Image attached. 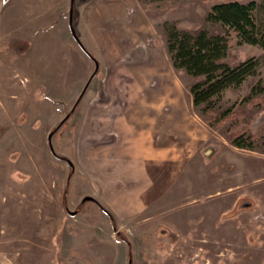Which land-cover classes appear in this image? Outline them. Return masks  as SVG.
<instances>
[{"label": "rangeland", "instance_id": "obj_1", "mask_svg": "<svg viewBox=\"0 0 264 264\" xmlns=\"http://www.w3.org/2000/svg\"><path fill=\"white\" fill-rule=\"evenodd\" d=\"M80 1L0 0V264H264V47L230 36L227 61L257 58L258 73L203 113L163 24L218 32L206 15L227 0L139 1L150 25L128 34L138 53L120 51L118 70L135 72L119 75ZM118 82L134 84L143 113L176 138L175 160L149 163L148 190L125 168L110 173L114 159L88 141L93 119L111 122L132 98L107 94Z\"/></svg>", "mask_w": 264, "mask_h": 264}, {"label": "crops", "instance_id": "obj_2", "mask_svg": "<svg viewBox=\"0 0 264 264\" xmlns=\"http://www.w3.org/2000/svg\"><path fill=\"white\" fill-rule=\"evenodd\" d=\"M80 2L81 21L82 24L87 25L86 30L90 33L91 38L93 37V44L104 48L105 52L115 59L116 69L114 71L118 75L122 71L129 73V69H131V73H134L135 71L130 65L118 70L120 61L117 56L120 51H125V48H127L126 53L137 54V43H133L134 46H129L130 44L127 45L129 40L126 38L129 33L133 38H141L142 31L148 29L150 25L139 0H81ZM118 35L119 37L122 35L120 39L124 40L120 41L117 38ZM118 83L119 85L115 88L106 90L107 94L112 96L118 91V94H130L132 98L127 102L124 110L120 108L119 113L111 118V122L107 121L108 116L98 120L93 119L90 122L91 125L94 124L90 125L88 133L91 134L88 136V141L93 142L94 148H103L114 159L113 164L109 166L110 173L121 174V169L125 168V172H122L123 175L135 176L133 180L140 184L143 183L145 188L143 190H148L150 187L149 163L157 160H175L176 138H172L168 124H166L168 127L163 125L165 126L164 134H161L158 123L150 119L151 116H155L154 111H152L153 114L152 112L150 114L143 113L142 106H139L137 102L138 98H133L138 94L134 84H130V92H126L123 84ZM96 123L101 127L96 126ZM189 131L191 132V130Z\"/></svg>", "mask_w": 264, "mask_h": 264}, {"label": "trees", "instance_id": "obj_3", "mask_svg": "<svg viewBox=\"0 0 264 264\" xmlns=\"http://www.w3.org/2000/svg\"><path fill=\"white\" fill-rule=\"evenodd\" d=\"M139 1L144 3L164 0ZM259 7L256 0H227L213 4L207 12L206 20L218 24L221 28L218 32L206 28L194 31L181 29L175 22H164L166 51L172 66L176 71H183L195 79L189 85V91L193 105L200 107L203 113L217 106L225 90L241 85L250 75H257L260 65L257 58H249L236 64H231L226 58L231 35H236L240 43L247 42L264 47V21L258 19ZM71 28L81 47L96 62L98 70L97 57L84 46L73 25ZM89 84L90 81L86 83L77 103ZM205 120L208 123L211 121ZM242 138H245L244 135H237L231 142L241 148L253 147L251 142ZM99 206L113 218L111 212L102 204L99 203Z\"/></svg>", "mask_w": 264, "mask_h": 264}, {"label": "water", "instance_id": "obj_4", "mask_svg": "<svg viewBox=\"0 0 264 264\" xmlns=\"http://www.w3.org/2000/svg\"><path fill=\"white\" fill-rule=\"evenodd\" d=\"M72 1H73V0H72ZM72 9H73V2H72V8H71V11H72ZM50 138H51V136H50ZM69 162L71 163V161H69ZM86 199H92V196H86L84 200H86Z\"/></svg>", "mask_w": 264, "mask_h": 264}]
</instances>
